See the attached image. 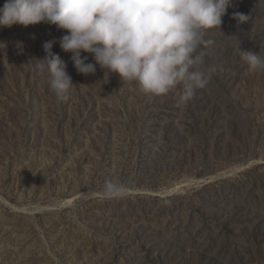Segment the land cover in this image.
<instances>
[{"label": "rangeland", "instance_id": "1", "mask_svg": "<svg viewBox=\"0 0 264 264\" xmlns=\"http://www.w3.org/2000/svg\"><path fill=\"white\" fill-rule=\"evenodd\" d=\"M66 34L0 27V264H264V71L237 52L264 57V0L206 32L213 79L186 104L77 73ZM53 39L64 101L35 68Z\"/></svg>", "mask_w": 264, "mask_h": 264}, {"label": "clouds", "instance_id": "2", "mask_svg": "<svg viewBox=\"0 0 264 264\" xmlns=\"http://www.w3.org/2000/svg\"><path fill=\"white\" fill-rule=\"evenodd\" d=\"M231 0H6L0 7V27L45 23L66 30L59 38L63 52L71 53L77 73L94 74L98 65L123 82L134 83L143 94L162 96L182 86L179 102L186 104L205 89L215 69L206 64V32L219 28ZM238 23L249 16L236 12ZM43 44L35 68L47 73L58 101L68 99L74 85L67 64ZM92 55L94 63L81 53ZM237 52L250 71H264V57ZM111 192L122 189L109 183Z\"/></svg>", "mask_w": 264, "mask_h": 264}, {"label": "bare ground", "instance_id": "3", "mask_svg": "<svg viewBox=\"0 0 264 264\" xmlns=\"http://www.w3.org/2000/svg\"><path fill=\"white\" fill-rule=\"evenodd\" d=\"M72 201V200H71ZM69 203V202H68Z\"/></svg>", "mask_w": 264, "mask_h": 264}]
</instances>
